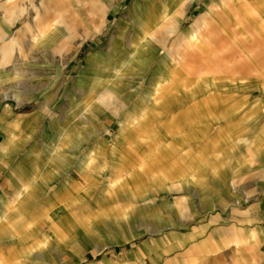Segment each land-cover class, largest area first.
Masks as SVG:
<instances>
[{"label":"rangeland","instance_id":"374dc122","mask_svg":"<svg viewBox=\"0 0 264 264\" xmlns=\"http://www.w3.org/2000/svg\"><path fill=\"white\" fill-rule=\"evenodd\" d=\"M212 1L0 0V264H264V0Z\"/></svg>","mask_w":264,"mask_h":264},{"label":"crops","instance_id":"0c3cea01","mask_svg":"<svg viewBox=\"0 0 264 264\" xmlns=\"http://www.w3.org/2000/svg\"><path fill=\"white\" fill-rule=\"evenodd\" d=\"M239 0H224V2H222V3H224L225 5H231L232 7H233V5L237 8V7H240V5H236V3L238 2ZM242 1V0H241ZM216 1H212L211 0V2H210V4H209V6H211V8L212 7H214V8H216V7H218V5L215 3ZM239 4V3H238ZM235 8V9H236ZM209 11H210V9L209 10H207V11H205L203 14L205 15L204 17H205V19H206V17H208L210 14H209ZM207 40V38L206 39H204V41H206ZM198 42H199V40H198ZM200 43V42H199ZM8 183V182H7ZM6 182H5V184L4 185H6L7 184ZM19 191H23V193L24 194H22V195H19L18 194V192ZM17 190L16 192H15V195H13V198H10L9 200H10V202H14V201H16V207L18 208V210L21 208V206L22 205H24L23 203H27L28 205H27V209L25 210L26 212H28L29 213V216L30 215H32V214H35L36 213V207L34 208L32 205H30L29 203H28V201H27V199H25V197H26V194H27V191L25 190V189H20V190ZM4 200H0V202H3ZM262 207H264V199H262V200H257V201H255L253 204H251V211H253L254 212V216L257 214V216L255 217V218H253V221H259V220H261L262 219V217L264 218V215H261V210H260V208H262ZM56 211V210H55ZM151 212H154V211H151ZM27 213V214H28ZM46 213H48V211H46ZM52 213V211L50 212V214ZM57 213V212H56ZM63 214H61L60 215V218L62 219L63 218ZM63 222V221H62ZM257 225V224H256ZM63 226V225H62ZM161 228V230H163V229H165L164 231V238L166 239V240H171V237L174 235V233H176V231H175V229L174 230H172V229H170L169 228V225L168 224H165V225H163V226H160ZM256 228L258 229V234H259V236H260V241H261V244L264 246V225H257L256 226ZM169 234V235H166V234ZM189 250H191V248L189 249ZM263 252H264V250H263ZM147 253V252H146ZM146 253H144V254H146ZM148 256V255H147ZM187 257V252H185V253H183L182 255H181V257H177V260L179 259V262L181 261V262H186V258ZM84 258V257H83ZM83 258H80L81 260H83ZM182 259H185V260H182ZM188 259L189 260H191V257L190 256H188ZM149 260H151V262H152V264H156L157 263V258H156V255H152L151 257H150V259ZM148 260V258H146V255H145V260H144V263L143 264H145V261H149Z\"/></svg>","mask_w":264,"mask_h":264},{"label":"bare ground","instance_id":"6f19581e","mask_svg":"<svg viewBox=\"0 0 264 264\" xmlns=\"http://www.w3.org/2000/svg\"><path fill=\"white\" fill-rule=\"evenodd\" d=\"M44 1H46V2H51V3H54L56 0H44ZM144 11H146L145 9H144ZM145 16V13H144V15H142L141 14V16L140 17H144ZM175 16H173L172 18H171V20L170 21H173L174 19H175V21H176V18H174ZM150 18V17H149ZM195 30H196V28H195ZM192 32V31H191ZM8 38L5 36L4 37V41H9V39L7 40ZM133 57V56H132ZM134 60V59H133ZM141 60V59H140ZM139 60V61H140ZM139 63V62H138ZM139 65V64H138ZM142 68V67H141ZM16 69V68H15ZM18 194L19 195H22L23 194V192H18Z\"/></svg>","mask_w":264,"mask_h":264}]
</instances>
